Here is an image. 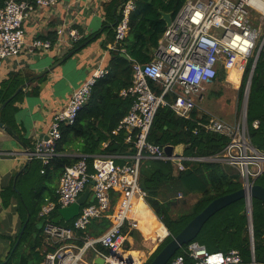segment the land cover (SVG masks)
I'll list each match as a JSON object with an SVG mask.
<instances>
[{"label":"built area","instance_id":"1","mask_svg":"<svg viewBox=\"0 0 264 264\" xmlns=\"http://www.w3.org/2000/svg\"><path fill=\"white\" fill-rule=\"evenodd\" d=\"M60 1L4 0L0 3V58L18 56L24 50L23 22L35 8L53 6ZM134 9L133 0H127L119 8L113 49L126 37ZM254 14L264 18L262 0H185L159 38L152 59L145 64L132 62L131 84L119 93L121 97L131 99L132 104L112 134L123 132L124 142L132 146L134 154L123 162H117L113 156L97 155L91 164L86 155H80L73 165L65 167L55 198L44 199L39 212L44 220L42 232L50 246L54 247L53 251L45 253L41 264H94L92 259L95 255L104 258L105 264L143 263L141 258L135 260L123 249L127 233L122 230L124 226L128 230L138 228V220L130 215L133 201L139 198L146 202L145 193L139 186L140 161L144 157L171 161L179 171H183L185 166L182 162L187 159L182 155L175 163V157L166 156L162 146L148 140L154 116L160 106H168L177 116L189 119L197 101L203 98L220 72L228 80L230 70L237 68L242 81L248 62L252 60L251 73L256 63V52L264 38L261 27L255 26L252 21ZM63 34V29L57 30L59 43ZM67 34L74 42L80 38L75 28H69ZM51 45L47 39H34L28 50H48ZM107 74L106 67L94 69L72 92L66 106L53 116L46 138L36 141L32 147H25V160L39 161L41 174L57 155L61 127L75 122L93 86ZM248 94L246 84L245 105ZM246 119L244 107L235 124L209 117L206 122L198 121L197 126L228 138L223 151L209 160L234 168L241 187L248 191L253 179L264 171V152L252 145ZM257 126L258 121H254L253 127ZM88 185H91V194L80 207L78 215L69 221L71 223H54L53 214L75 203ZM91 196H94L92 202L89 201ZM245 207L249 215L251 206L248 198ZM104 219L110 222L109 227L99 235L90 234L89 226ZM165 228V237L159 239L161 243L170 234ZM241 262L242 257L236 249L209 252L197 242H191L166 264Z\"/></svg>","mask_w":264,"mask_h":264},{"label":"trees","instance_id":"2","mask_svg":"<svg viewBox=\"0 0 264 264\" xmlns=\"http://www.w3.org/2000/svg\"><path fill=\"white\" fill-rule=\"evenodd\" d=\"M3 1L0 0V3ZM126 1L112 0L108 4L110 9L108 16L113 28L119 17V8ZM133 1L135 9L130 15L127 35L114 49L109 50V61L106 66L108 74L97 80L75 122L61 127V137L56 147L57 155L44 168L42 174L45 188L51 192V196L53 190L49 185L56 179L59 180L65 167L73 165L80 155H86L88 163L91 164L93 157L97 155L113 156L117 162H123L134 154L132 146L124 142L123 132L112 134L132 104L131 99L123 98L119 93L131 84L132 62L145 64L152 59L153 50L166 29L161 12L171 13L174 17L185 0ZM112 27L109 28L111 31ZM92 37L79 40L72 51L77 50L83 42ZM122 54L128 55L130 60L124 58ZM250 68L251 64H248L244 79L247 78ZM244 79L239 88L240 97ZM208 118L204 114L200 116L197 108L191 112L189 119L182 118L168 106H160L154 116L148 140L162 147L181 144L183 155L187 159L182 162L185 166L183 171H179L171 161L147 157L140 161L139 186L145 193V201L170 232L144 264H148L164 245L212 200L241 188L239 176L234 168L209 160L220 154L229 140L225 135L206 131L197 126L198 121L206 122ZM254 121H258L257 127H253ZM246 122L252 145L264 152V46L251 78ZM195 128H197L196 133ZM105 142L107 145L103 147L102 144ZM37 163L39 168H42L41 163ZM256 183L264 187V171L257 176ZM194 193H199L200 197L187 211L176 217H168L178 195L188 197ZM57 213L55 212L52 217ZM252 218L253 252L243 199L226 206L210 217L192 242L204 246L209 252H227L236 249L242 257L240 264H264V203L260 200H252ZM59 223L69 225L71 222ZM43 224L44 220L39 216L28 217L21 240L9 255L10 259H16L13 264H40L43 261L45 254L37 250ZM109 225V221L105 219L95 221L89 226L88 231L92 235H99ZM122 230L126 233L127 226ZM130 235L137 238L139 234L133 229ZM142 240L149 248L154 244L149 235ZM47 250L53 251L54 247L50 246ZM180 252L181 250L178 253Z\"/></svg>","mask_w":264,"mask_h":264},{"label":"crops","instance_id":"3","mask_svg":"<svg viewBox=\"0 0 264 264\" xmlns=\"http://www.w3.org/2000/svg\"><path fill=\"white\" fill-rule=\"evenodd\" d=\"M111 1L61 0L53 6L35 8L23 22L24 50L18 56L0 58V123L3 124L0 125L2 264H13L16 261L10 259L9 255L19 244L21 238L19 241L18 238L23 226L26 227L28 217L39 216L44 199L56 196L59 180L56 179L49 185L53 190L51 196V192L45 188L40 173L42 168H39L37 163L39 161H26L24 149L45 138L53 116L66 106L72 92L94 69L107 66L109 50L113 49L115 44L113 39L115 27H112L108 16L110 13L108 4ZM111 27L112 31L109 29ZM69 28H75L79 32L80 38L77 41H72L67 34ZM58 29L64 30L60 43ZM90 36L93 37L72 51L79 40ZM34 39L49 40L51 48L29 51L28 46ZM225 82L234 89L240 88V80L238 84L229 80ZM205 97L206 95L203 96ZM3 105L5 106L2 107ZM204 115L217 118L208 113ZM220 120L235 124L239 119L231 122ZM106 145V142L102 144L103 147ZM140 202L144 203L139 198L135 199L131 208L130 215L136 220L134 212ZM147 207L152 211L148 205ZM152 213L154 214L153 211ZM135 230L143 237L149 235L145 230L139 228ZM130 231L126 232V241L129 243L132 242L131 237L134 238ZM40 239L37 250L45 254L50 244L43 232ZM142 244L143 246L145 244L143 240ZM135 251L143 252L142 249H134L127 254L139 260L141 257Z\"/></svg>","mask_w":264,"mask_h":264},{"label":"water","instance_id":"4","mask_svg":"<svg viewBox=\"0 0 264 264\" xmlns=\"http://www.w3.org/2000/svg\"><path fill=\"white\" fill-rule=\"evenodd\" d=\"M161 18L165 21L166 27L170 25L172 21L171 13L161 12ZM264 46V38L262 45L258 49L255 55V62L260 55V52ZM124 58L130 60L129 56L126 54H122ZM256 65V63H255ZM255 66L252 67L251 73L249 74L247 81V89L249 91L251 78L254 71ZM3 105L2 107H4ZM246 115H247V104L245 105ZM0 125H3L0 123ZM46 138V136H45ZM163 151L168 157H175L174 162H179L180 157L183 155V145H166L163 147ZM91 185H88L83 193L79 196L75 203L71 204L68 207L60 208L58 210L57 215L53 218L54 223L59 222H69L71 219L76 217L79 213L80 207L85 204L91 194ZM249 200V204L251 206V210L249 212L248 220L250 222L249 232H250V240L251 247L253 252L254 247V238H253V218H252V200L257 199L264 203V187L256 183V179H253V184H251L249 190H245L241 187L239 190L220 196L212 200L200 213H198L194 218H192L186 225L183 227L172 239L164 245V247L154 256V258L148 264H166L169 260H171L184 246L191 243L199 234L204 224L208 221L210 217H212L216 212L225 208L226 206L243 199L245 202ZM94 200V196H91L90 202ZM24 227L20 232V236L18 241L20 240ZM94 264H105L104 258L95 255L92 259ZM2 264V263H0Z\"/></svg>","mask_w":264,"mask_h":264},{"label":"rangeland","instance_id":"5","mask_svg":"<svg viewBox=\"0 0 264 264\" xmlns=\"http://www.w3.org/2000/svg\"><path fill=\"white\" fill-rule=\"evenodd\" d=\"M253 23L257 27H261L262 30V37L264 35V18H260L259 15H253ZM252 60H249L248 64H251ZM248 66V65H247ZM237 67V66H236ZM249 74L247 75V78L244 79V75L242 77V81L244 79V87L243 92L240 97L239 95V88L234 89L232 85L225 84V75L224 73L220 72L218 79L214 81V83L209 86L206 97L203 98L200 102L197 101L196 108L199 110L200 116L202 114H211L216 116L217 118L224 119L226 121H236L240 119L239 117L244 112V93L246 84L248 81ZM227 80V79H226ZM229 82H232L234 84H238L240 80V71L237 70V68H234L230 70ZM242 81L240 83L242 84ZM240 84V87H241ZM238 174V173H237ZM200 197L199 193H194L188 197H180V195L177 196L176 204L173 206V211L171 212L172 215L168 217H176L185 211H187L194 203L195 201ZM159 220V218L157 217ZM137 238L131 237V243L128 241H125L124 243V250L125 251H133L134 249H142L143 252H137L138 255H140L142 259V264L147 262L150 258L152 253L156 250V248L161 243L158 241L154 246L148 247L144 244H142V239H144L143 235L138 231Z\"/></svg>","mask_w":264,"mask_h":264},{"label":"bare ground","instance_id":"6","mask_svg":"<svg viewBox=\"0 0 264 264\" xmlns=\"http://www.w3.org/2000/svg\"><path fill=\"white\" fill-rule=\"evenodd\" d=\"M264 9V0H262ZM209 158V157H208ZM138 228L139 230H145L148 232L151 241L156 244L159 239L164 238L166 235L165 226L157 219L152 211L147 207L145 203H139L135 209Z\"/></svg>","mask_w":264,"mask_h":264}]
</instances>
